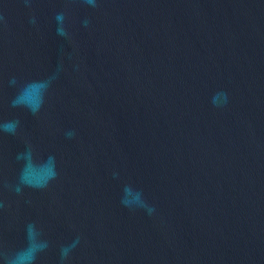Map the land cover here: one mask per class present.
Instances as JSON below:
<instances>
[{
    "label": "water",
    "instance_id": "obj_1",
    "mask_svg": "<svg viewBox=\"0 0 264 264\" xmlns=\"http://www.w3.org/2000/svg\"><path fill=\"white\" fill-rule=\"evenodd\" d=\"M0 264H264V0H0Z\"/></svg>",
    "mask_w": 264,
    "mask_h": 264
},
{
    "label": "clouds",
    "instance_id": "obj_2",
    "mask_svg": "<svg viewBox=\"0 0 264 264\" xmlns=\"http://www.w3.org/2000/svg\"><path fill=\"white\" fill-rule=\"evenodd\" d=\"M6 129H12L13 128V124L12 123H8L5 125ZM33 257H30L29 260H31Z\"/></svg>",
    "mask_w": 264,
    "mask_h": 264
}]
</instances>
